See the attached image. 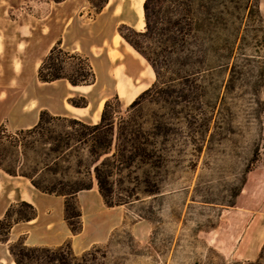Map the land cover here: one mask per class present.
<instances>
[{"label":"rangeland","instance_id":"obj_1","mask_svg":"<svg viewBox=\"0 0 264 264\" xmlns=\"http://www.w3.org/2000/svg\"><path fill=\"white\" fill-rule=\"evenodd\" d=\"M258 1L263 26L255 12L237 20L231 81L211 50L197 81L175 75V91L169 95L159 91L155 102L145 100L130 112L125 101L114 102L117 121L138 114L145 128L152 129V140L166 143L171 161L166 171L155 175L163 190L156 198L144 196L132 204L108 206L96 181L93 190L83 192L78 202L86 214L85 229L72 236L78 254L97 241L90 248L105 247L104 264H257L264 246V0ZM84 5L81 14L96 16L90 0H0V92L4 96L36 78V66L47 48ZM122 8V18L130 27L122 28L123 34L136 37L134 31L146 30L132 2H124ZM87 47L85 43L81 52L94 64ZM171 67L162 69L159 89L169 86V76L174 75L170 70L184 72L192 66L180 64L174 56ZM100 77L97 84L74 96L95 99L92 113L108 86L101 73ZM31 94L60 96L62 88L35 86ZM2 126L6 127L5 121ZM11 176L0 167L3 192L14 185L9 183ZM44 202L55 211L61 208L59 200ZM98 206L106 213L94 216ZM142 211L152 213L155 221L142 218ZM127 232L136 240L135 251ZM13 242L0 241L5 264H16L8 251ZM259 264H264V257Z\"/></svg>","mask_w":264,"mask_h":264},{"label":"trees","instance_id":"obj_2","mask_svg":"<svg viewBox=\"0 0 264 264\" xmlns=\"http://www.w3.org/2000/svg\"><path fill=\"white\" fill-rule=\"evenodd\" d=\"M90 2L95 13H99L109 0ZM144 11L145 31H134V37L122 33V28H130L128 25L122 24L120 30L151 63L156 80L130 104L129 112L145 100L155 102L159 91L167 95L175 91V75L197 81L211 50L231 81L237 58V20L240 16L250 18L255 12L263 26L258 0H146ZM174 56L180 64L192 67L184 72L170 70L174 75L169 76V86L159 89L162 69L172 68ZM38 78L42 82L66 79L74 86L97 82L89 57L65 49L61 41L43 58ZM114 102H121L118 95L106 101L98 123L44 109L31 128L8 133L6 127H0V167L12 176L28 178L44 193L63 197L64 218L74 235L84 229L78 195L92 189L95 181L108 206L128 205L144 196L156 198L163 193L155 175L166 171L171 161L166 143L152 140V129L145 128L138 114L129 113L117 121ZM69 103L87 107L89 99L71 97ZM142 212V218L155 221L152 213ZM37 215L36 206L28 201L12 203L0 218V241L8 242L15 224L33 220ZM127 234L133 244L130 248L135 251L136 240L131 232ZM104 248L94 245L77 254L70 241L56 247L29 246L24 237L9 245L16 264H104L102 259L108 257ZM263 257L264 246L256 263Z\"/></svg>","mask_w":264,"mask_h":264},{"label":"crops","instance_id":"obj_3","mask_svg":"<svg viewBox=\"0 0 264 264\" xmlns=\"http://www.w3.org/2000/svg\"><path fill=\"white\" fill-rule=\"evenodd\" d=\"M126 1L132 2L138 8L141 18V28L145 27L144 3L146 0H109L101 12L96 13V16L91 15L88 18H86L85 13L81 14L87 8L84 5L79 11L78 17L75 15L69 17L60 35L52 41L45 53L46 56L52 46L58 41L62 42V46L65 49L71 51L81 52L84 49L85 43L88 45L87 49L89 53L97 61L92 64L97 74V82L95 84L101 81L100 73L108 81L105 94L97 102L96 112H91V109L94 107L92 100L96 101L95 99H89V105L87 107H74L76 110L85 112V115H77L69 107V98L76 96V91H87L93 85L74 86L66 79H59L53 82L40 81L38 78V69L42 59L36 66V78L34 80L24 84L18 91L12 92L8 90L5 96L0 92V127L3 125V121H5L6 127L13 131L31 128L37 124L40 112L44 109L49 110L55 115L75 117L88 123H98L101 120V112L103 110L99 109V104L102 100L107 101L111 97L118 95L120 100L124 101L120 97L118 89L117 72L126 78H130L133 86L138 88L141 84L139 82V72L143 70V67L140 66L125 41L123 39L117 40V35L119 34L118 27L126 24L125 19L122 18V5ZM77 43H80V46ZM12 66L13 74L16 76L18 69L15 67L14 62ZM155 79L156 77L148 79L146 82L148 84L147 87L151 86ZM35 86L38 88L56 86L62 88V94L60 96L56 94H31V90ZM96 116H98L97 119H95ZM11 177L13 179L9 183L14 185L5 190V192H3L4 186L0 183V218L4 216L7 208L12 203L20 200L34 204L37 208L38 215L33 220L15 224L11 230L9 241L4 244L7 245L10 242L16 241L21 236L25 238V242L29 246L56 247L65 243L67 240H71L73 248L77 253L75 241L72 239V236L76 235L71 232L63 218L64 198L38 190L28 178L23 177L24 179L20 180L18 179L20 176ZM94 188L95 185L90 190ZM85 191L79 193L78 199ZM45 200H59L61 204L60 210L55 211L54 206L45 203ZM99 209V211L94 213V216L106 213L101 207ZM83 218L84 220L86 218L85 212H83ZM96 242H92L89 246L83 248L81 252L87 250ZM0 261L5 263L1 258Z\"/></svg>","mask_w":264,"mask_h":264},{"label":"bare ground","instance_id":"obj_4","mask_svg":"<svg viewBox=\"0 0 264 264\" xmlns=\"http://www.w3.org/2000/svg\"><path fill=\"white\" fill-rule=\"evenodd\" d=\"M123 39L127 44L129 50L134 54L136 59L138 60L143 70L139 72V82L141 83L138 88L133 86V82L130 78H126L122 76L120 73L117 72L116 76L118 79V89L120 92V97L128 104H132L136 98L146 89L147 87V80L156 77V72L151 65V63L137 50L135 49L120 33L117 35V40ZM147 87V88H146ZM144 89V90H143ZM106 101L102 100L99 104V109L102 110L104 108ZM72 112L77 115H85V112L76 110L74 105L71 103L69 104ZM98 116L95 117L97 119Z\"/></svg>","mask_w":264,"mask_h":264}]
</instances>
